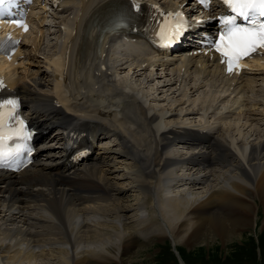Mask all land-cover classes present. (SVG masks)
I'll list each match as a JSON object with an SVG mask.
<instances>
[{"label": "bare ground", "instance_id": "1", "mask_svg": "<svg viewBox=\"0 0 264 264\" xmlns=\"http://www.w3.org/2000/svg\"><path fill=\"white\" fill-rule=\"evenodd\" d=\"M117 1L56 7L53 54L41 49L42 30L32 39L31 62L44 69L10 81L41 131H56L41 136L42 159L32 169L16 181L0 176V264H124L154 241L172 243L185 264L177 246L227 251L259 226L264 84L254 95L256 77L234 86L201 60L158 70L137 54L113 55L128 44L111 34L113 16L99 15ZM250 67L264 79V58ZM73 135L96 147L80 166L69 161ZM128 180L141 196L131 222L122 215Z\"/></svg>", "mask_w": 264, "mask_h": 264}, {"label": "snow or ice", "instance_id": "2", "mask_svg": "<svg viewBox=\"0 0 264 264\" xmlns=\"http://www.w3.org/2000/svg\"><path fill=\"white\" fill-rule=\"evenodd\" d=\"M16 2L17 0H0V19L3 18L4 11ZM208 2L209 0H200L202 4ZM222 3L229 11L220 18L223 27L219 32V39L214 41L211 47L225 58L221 62L227 63L228 71L231 72L234 67H239L242 59L264 48V0H222ZM156 11L162 18L158 35L163 45L168 46L179 40L187 25L183 14L164 13L158 8ZM13 22L27 30L22 20H13ZM0 51H4L2 44ZM18 106L16 99H0V168L7 167L13 155L6 148L8 139L17 137L27 141L31 138L30 133L25 131L24 121L19 119ZM25 147L26 144L17 145L15 154L18 155Z\"/></svg>", "mask_w": 264, "mask_h": 264}, {"label": "rangeland", "instance_id": "3", "mask_svg": "<svg viewBox=\"0 0 264 264\" xmlns=\"http://www.w3.org/2000/svg\"><path fill=\"white\" fill-rule=\"evenodd\" d=\"M53 30L54 29L52 28L51 31L46 32L48 38H46L45 40L44 48L47 50V52H50L49 51L50 46L54 43L53 41L54 37L51 35ZM36 67L34 66L33 68L36 69ZM41 69L43 70L44 68ZM119 77L129 81V77H127L126 74L121 73ZM133 83H136L135 80H133ZM137 84L140 85L139 88L141 92H145L146 94L147 92H153L149 90L150 88H147L146 86H143L140 83ZM261 84L262 82L255 84L256 86L254 88L255 89L257 88L256 90H254L255 92H259V93L262 92L260 91ZM129 88H131V90L134 91L138 90V88H136V86L132 84H130ZM46 91L47 92L49 91V86H47ZM263 115H261L262 117L261 116L258 117L259 119L261 118V120L258 121L259 125L264 124ZM131 185L132 184L128 180L127 181V186H129L127 188L128 197L126 196V198L128 199L125 200L127 201V203L124 204L129 206V208L125 213L122 214L123 216L129 217L131 219L130 222L132 221V219H134L136 215V211L134 209H136L137 204L139 203L141 198V196H139L138 193L134 192V189H132L133 186ZM191 189H194V192L196 193L201 192L195 189V187ZM214 207H215L214 209L216 210L218 208V205H215ZM257 208L260 211L259 219L261 218L260 220H258L259 226L257 230L247 229L246 231H244L243 232V235L245 236L244 240L238 239L232 242L228 246L227 251L222 250V248L218 249L217 247L215 248L212 247L211 249H206V250L202 249L201 251L196 252L193 248L191 249L187 246H183V245L177 246L182 260L185 262V264H264V235L260 233L262 232V229H264V217H263L264 207L258 205V200H257ZM220 209L221 207L219 206V208L216 211H219ZM142 251L144 252L143 254H141L140 256H136V258H134L129 262L128 261L124 262V264H180L181 263L179 253L175 251L174 247L172 246V243L168 241H154L149 245H146V247H143ZM108 264H119V263L114 262Z\"/></svg>", "mask_w": 264, "mask_h": 264}]
</instances>
